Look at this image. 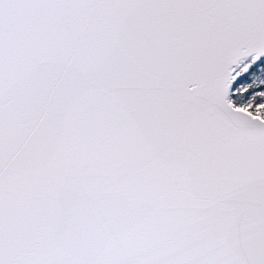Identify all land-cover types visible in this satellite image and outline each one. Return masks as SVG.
I'll return each instance as SVG.
<instances>
[{
    "label": "snow or ice",
    "instance_id": "obj_1",
    "mask_svg": "<svg viewBox=\"0 0 264 264\" xmlns=\"http://www.w3.org/2000/svg\"><path fill=\"white\" fill-rule=\"evenodd\" d=\"M0 264H264V0H0Z\"/></svg>",
    "mask_w": 264,
    "mask_h": 264
}]
</instances>
